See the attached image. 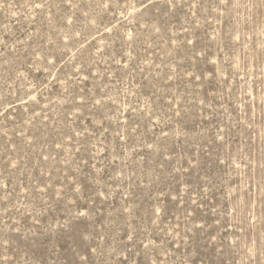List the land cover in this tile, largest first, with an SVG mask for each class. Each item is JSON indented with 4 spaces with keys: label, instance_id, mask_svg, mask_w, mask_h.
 Segmentation results:
<instances>
[{
    "label": "rangeland",
    "instance_id": "obj_1",
    "mask_svg": "<svg viewBox=\"0 0 264 264\" xmlns=\"http://www.w3.org/2000/svg\"><path fill=\"white\" fill-rule=\"evenodd\" d=\"M0 264H264V0H0Z\"/></svg>",
    "mask_w": 264,
    "mask_h": 264
}]
</instances>
